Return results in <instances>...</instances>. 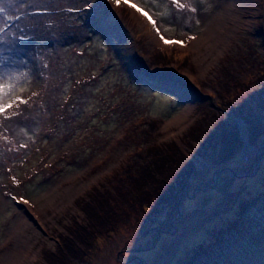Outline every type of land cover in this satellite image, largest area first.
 Returning a JSON list of instances; mask_svg holds the SVG:
<instances>
[{
	"label": "rangeland",
	"instance_id": "obj_1",
	"mask_svg": "<svg viewBox=\"0 0 264 264\" xmlns=\"http://www.w3.org/2000/svg\"><path fill=\"white\" fill-rule=\"evenodd\" d=\"M180 2L0 0V100L29 101L0 116L16 146L0 145V264H46L87 224L92 190L172 141L195 165L189 195L137 209L68 264H264V132L251 143L245 120L264 124V0ZM215 129L243 140L232 157L203 140Z\"/></svg>",
	"mask_w": 264,
	"mask_h": 264
},
{
	"label": "trees",
	"instance_id": "obj_2",
	"mask_svg": "<svg viewBox=\"0 0 264 264\" xmlns=\"http://www.w3.org/2000/svg\"><path fill=\"white\" fill-rule=\"evenodd\" d=\"M255 117V115L253 118L245 116V120L249 124L251 143H253L251 136L256 138L257 133L260 135L261 132H264V124ZM218 131L219 129H215L211 133L210 131L202 132V138L212 143L211 138L215 134L223 137L226 145H221L219 150L223 152L225 149L226 158H230L232 152L226 150L229 143L236 146V143L238 145L243 140L238 135L235 136L236 140H232L233 135L229 132L230 130H227L225 134L218 133ZM0 145L8 151L9 148L14 150L16 148L14 143L9 145L5 141H1ZM148 153L149 158H146L142 163L130 165L127 171L119 177L117 175L118 178L115 177L110 185H103L92 190L89 200L82 205L88 219L87 224L76 223L70 230V236L66 237V241H63L64 244L61 242L57 253L45 251L46 264H68L74 259H82L85 254L83 246L86 249L94 246L96 234L113 231L129 219L137 209L150 206L152 212L156 213L159 211L158 206H171L176 199L179 203L184 194L189 195L183 186V181L185 177L193 175L195 165L189 156L181 151L178 143L175 141L155 143L148 147ZM226 168L229 167L220 168L222 170L219 173L227 171ZM60 253H63L64 257Z\"/></svg>",
	"mask_w": 264,
	"mask_h": 264
},
{
	"label": "snow or ice",
	"instance_id": "obj_3",
	"mask_svg": "<svg viewBox=\"0 0 264 264\" xmlns=\"http://www.w3.org/2000/svg\"><path fill=\"white\" fill-rule=\"evenodd\" d=\"M114 2L119 5L121 2L125 3V4H129V0H114ZM171 3L176 5L178 8L180 9H184L185 8V4L181 3L180 0H171ZM131 7H133L137 12L141 13L142 15H144L147 20L151 23L152 27L155 29V31L157 32L158 35H160V39L163 41V43L165 45H174V44H179L181 46H186L184 41H178V40H169L166 39L162 34H161V29L158 26V22L156 19L153 18V16L151 14H149L148 11L138 7L136 4L132 3L130 4ZM192 12L196 11L195 7H191L190 9ZM5 11V9L3 7H0V13H3ZM21 40L24 39V37L20 38ZM190 39H195V37H190ZM12 88V86L10 84H0V94L4 93L6 91V89H10ZM9 100L7 102H3L2 100H0V116L5 115L9 109H13L14 108V103L13 100L15 101L16 104H22V105H27L28 104V100L23 99L22 97L16 96V97H12L11 94H9ZM13 115H15V112L13 113ZM24 203H27V201H24Z\"/></svg>",
	"mask_w": 264,
	"mask_h": 264
},
{
	"label": "water",
	"instance_id": "obj_4",
	"mask_svg": "<svg viewBox=\"0 0 264 264\" xmlns=\"http://www.w3.org/2000/svg\"><path fill=\"white\" fill-rule=\"evenodd\" d=\"M245 139H246V138H244V140H245ZM226 169L229 170V168H226ZM221 170H222V169H219L218 171H221ZM181 199H182V198H181ZM181 199H180V200H181ZM180 202H181V201H180ZM179 210H180V209H179ZM179 212H180V211H179Z\"/></svg>",
	"mask_w": 264,
	"mask_h": 264
}]
</instances>
